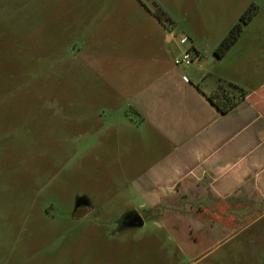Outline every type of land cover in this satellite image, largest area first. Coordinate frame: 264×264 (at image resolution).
<instances>
[{
  "label": "rangeland",
  "instance_id": "1",
  "mask_svg": "<svg viewBox=\"0 0 264 264\" xmlns=\"http://www.w3.org/2000/svg\"><path fill=\"white\" fill-rule=\"evenodd\" d=\"M261 33L264 0H0V264H264V206L240 232L179 219L185 208L148 212L116 172L122 151L105 147L115 134L131 147L144 86L202 62L176 59L198 48L215 73L264 50L249 44ZM81 196L90 205L76 211ZM129 211L144 226L118 232Z\"/></svg>",
  "mask_w": 264,
  "mask_h": 264
},
{
  "label": "crops",
  "instance_id": "2",
  "mask_svg": "<svg viewBox=\"0 0 264 264\" xmlns=\"http://www.w3.org/2000/svg\"><path fill=\"white\" fill-rule=\"evenodd\" d=\"M166 40L171 44L174 37ZM249 44L259 49L264 34ZM252 48L215 73L205 70L208 60L196 48L202 59L197 70L170 65L133 98L137 134L130 148L118 134L106 136L105 147L113 141L122 151L114 166L141 208H185L188 215L179 219L240 232V217L264 206V50ZM219 91L234 98L224 113L209 100Z\"/></svg>",
  "mask_w": 264,
  "mask_h": 264
},
{
  "label": "trees",
  "instance_id": "3",
  "mask_svg": "<svg viewBox=\"0 0 264 264\" xmlns=\"http://www.w3.org/2000/svg\"><path fill=\"white\" fill-rule=\"evenodd\" d=\"M240 31H241V24L239 23L233 28L231 33L221 41V43L218 45V47L215 50V54L219 58L223 57L229 51V49L236 43V41L240 37ZM241 95L242 97L243 95L245 96V92L241 91ZM209 100L221 111V113L227 112L234 105L233 96L232 97L228 96L225 93H222V91L211 94L209 96ZM223 100H226L227 103H223L222 102Z\"/></svg>",
  "mask_w": 264,
  "mask_h": 264
},
{
  "label": "water",
  "instance_id": "4",
  "mask_svg": "<svg viewBox=\"0 0 264 264\" xmlns=\"http://www.w3.org/2000/svg\"><path fill=\"white\" fill-rule=\"evenodd\" d=\"M90 205V201L87 197L81 196L76 199L75 202V210L77 211L82 206H88ZM135 211L128 212L125 216L121 218V220L124 221V226L122 228H119L117 231L121 232L126 229H132L137 227L144 226V220L141 215L137 214L135 215Z\"/></svg>",
  "mask_w": 264,
  "mask_h": 264
},
{
  "label": "built area",
  "instance_id": "5",
  "mask_svg": "<svg viewBox=\"0 0 264 264\" xmlns=\"http://www.w3.org/2000/svg\"><path fill=\"white\" fill-rule=\"evenodd\" d=\"M200 61V57L196 55L192 57L190 54H185L183 57L176 59L177 65H191L194 62Z\"/></svg>",
  "mask_w": 264,
  "mask_h": 264
},
{
  "label": "flooded vegetation",
  "instance_id": "6",
  "mask_svg": "<svg viewBox=\"0 0 264 264\" xmlns=\"http://www.w3.org/2000/svg\"><path fill=\"white\" fill-rule=\"evenodd\" d=\"M138 213H135V215H137ZM124 226V221L123 220H119L117 223H116V228L119 229V228H122Z\"/></svg>",
  "mask_w": 264,
  "mask_h": 264
}]
</instances>
